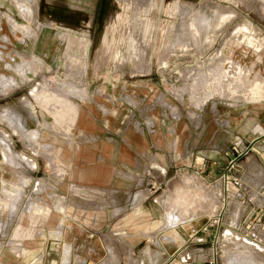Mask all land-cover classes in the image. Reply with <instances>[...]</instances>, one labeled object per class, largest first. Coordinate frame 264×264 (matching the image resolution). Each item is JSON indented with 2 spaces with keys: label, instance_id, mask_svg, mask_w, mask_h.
<instances>
[{
  "label": "rangeland",
  "instance_id": "374dc122",
  "mask_svg": "<svg viewBox=\"0 0 264 264\" xmlns=\"http://www.w3.org/2000/svg\"><path fill=\"white\" fill-rule=\"evenodd\" d=\"M263 185L264 0H0V264H264Z\"/></svg>",
  "mask_w": 264,
  "mask_h": 264
},
{
  "label": "built area",
  "instance_id": "2783aa9c",
  "mask_svg": "<svg viewBox=\"0 0 264 264\" xmlns=\"http://www.w3.org/2000/svg\"><path fill=\"white\" fill-rule=\"evenodd\" d=\"M233 160V158H230L228 169H230V167L232 166ZM222 181L225 198L228 197L229 190L240 188L242 186V180L240 179V177L230 175L228 171H225L223 173ZM260 191L264 192V185L260 188ZM245 195V191H242L241 197L244 198ZM223 212V210H220L218 213L212 215L210 217V221L203 227L194 230V234L198 232L203 233V235L195 237L196 240L203 242L206 239V234L209 226H215L213 237L211 239L212 251L210 252L205 250L204 246H195L193 248H190L188 251H185L182 254V257L180 258V264H203V262L205 261L208 264H219L216 246L218 243L219 227L221 224H223ZM241 229L246 232L245 235L247 237H252L264 247V202L257 204L256 208L245 217ZM80 264H97V261L94 258H86Z\"/></svg>",
  "mask_w": 264,
  "mask_h": 264
},
{
  "label": "bare ground",
  "instance_id": "6f19581e",
  "mask_svg": "<svg viewBox=\"0 0 264 264\" xmlns=\"http://www.w3.org/2000/svg\"><path fill=\"white\" fill-rule=\"evenodd\" d=\"M167 214H168V217H171V215L173 214V215H175L174 213H173V211H172V209H168V211L166 212ZM172 215V216H173ZM167 217V218H168ZM168 220H170V219H168ZM172 220H174V219H172ZM171 223H173V222H171ZM169 225V224H168ZM173 225V224H172ZM170 226V225H169ZM232 236V235H231ZM236 239V238H235Z\"/></svg>",
  "mask_w": 264,
  "mask_h": 264
}]
</instances>
